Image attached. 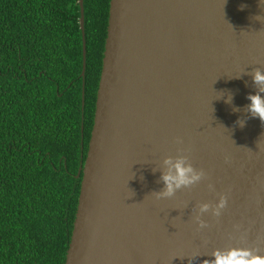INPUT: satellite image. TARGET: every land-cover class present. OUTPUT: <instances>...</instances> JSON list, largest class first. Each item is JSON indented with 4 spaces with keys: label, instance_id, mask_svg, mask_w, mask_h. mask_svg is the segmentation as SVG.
Segmentation results:
<instances>
[{
    "label": "water",
    "instance_id": "obj_1",
    "mask_svg": "<svg viewBox=\"0 0 264 264\" xmlns=\"http://www.w3.org/2000/svg\"><path fill=\"white\" fill-rule=\"evenodd\" d=\"M256 68L264 70L258 0H111L64 264H203L214 249L233 245L264 254V122L235 123L256 88L250 75L230 78ZM229 91L232 105L217 99ZM178 155L205 178L158 199L163 184L153 169ZM221 194L228 199L222 215L203 214L201 228L199 205Z\"/></svg>",
    "mask_w": 264,
    "mask_h": 264
},
{
    "label": "trees",
    "instance_id": "obj_2",
    "mask_svg": "<svg viewBox=\"0 0 264 264\" xmlns=\"http://www.w3.org/2000/svg\"><path fill=\"white\" fill-rule=\"evenodd\" d=\"M111 0H0V264H64Z\"/></svg>",
    "mask_w": 264,
    "mask_h": 264
},
{
    "label": "clouds",
    "instance_id": "obj_3",
    "mask_svg": "<svg viewBox=\"0 0 264 264\" xmlns=\"http://www.w3.org/2000/svg\"><path fill=\"white\" fill-rule=\"evenodd\" d=\"M259 7L264 5V0H258ZM245 7L244 5L241 8ZM242 75H250L252 83L256 88L255 93H249L247 100L249 103L244 107V112L247 116L244 118H238L235 122L239 127L243 128L248 118H259L261 122H264V70L256 68L251 73L245 71L239 75L232 76L230 78H241ZM224 97L226 104H233V94L229 91L225 97V93L221 92L217 96V99ZM233 112H239V107L233 106ZM160 171V177L158 182H162L163 188L160 191L154 192L156 197L170 198L175 193L182 189L188 188L195 184H198L203 178H205V172L203 169H197L193 166L188 156L178 155L176 157H166L162 162V169H153V171ZM209 189L214 190V185L209 184ZM228 199L226 195L221 194L218 201L215 204L201 203L198 207L195 220L201 228L207 227L206 221L201 219V216L205 213L211 212L213 217L219 218L222 215L223 210L226 208ZM237 229L239 226H235ZM212 259H206L203 264H264V254H261L258 250H254L239 245H233L226 248L214 249L211 253ZM196 257H192L193 259Z\"/></svg>",
    "mask_w": 264,
    "mask_h": 264
}]
</instances>
